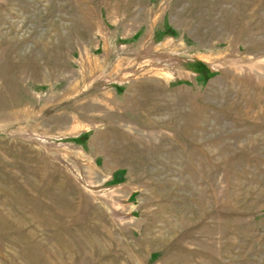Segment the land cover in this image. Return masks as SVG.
Instances as JSON below:
<instances>
[{
	"label": "rangeland",
	"instance_id": "obj_1",
	"mask_svg": "<svg viewBox=\"0 0 264 264\" xmlns=\"http://www.w3.org/2000/svg\"><path fill=\"white\" fill-rule=\"evenodd\" d=\"M0 264H264V0H0Z\"/></svg>",
	"mask_w": 264,
	"mask_h": 264
}]
</instances>
